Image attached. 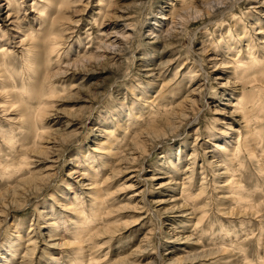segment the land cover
<instances>
[{
  "label": "rangeland",
  "instance_id": "1",
  "mask_svg": "<svg viewBox=\"0 0 264 264\" xmlns=\"http://www.w3.org/2000/svg\"><path fill=\"white\" fill-rule=\"evenodd\" d=\"M17 1L19 12L0 0V34L10 38L2 49L16 81L42 90L47 103L31 101L36 125L23 128L19 106L0 107V160L30 157L19 173L0 171V264L259 263L264 142L250 140L255 157L245 147L238 158L233 152L240 133L264 131V93L252 88L261 80L245 86L257 104L248 129L232 106L242 85L227 66L237 50L264 58V0H67L59 15L52 3L62 45L36 70L25 68L27 48L51 23L38 13L43 2ZM228 34L236 43L222 47ZM6 100L0 90V106ZM155 117L161 123L152 128ZM13 133L14 150L5 140ZM223 158L245 186L243 201L230 197L237 186L221 174ZM94 197L104 201L100 232L77 256V207L90 212Z\"/></svg>",
  "mask_w": 264,
  "mask_h": 264
},
{
  "label": "bare ground",
  "instance_id": "2",
  "mask_svg": "<svg viewBox=\"0 0 264 264\" xmlns=\"http://www.w3.org/2000/svg\"><path fill=\"white\" fill-rule=\"evenodd\" d=\"M66 1L67 0H39V2H43V4H42L41 8L39 9L38 13H39L41 19L44 21V23L47 24L49 22V23H51V25L48 26L49 28L47 29V32H46L47 34L43 36L45 38H41V37L36 35L35 42L32 41L33 43L28 46L27 55L30 58L26 59V67L25 68H27L29 70H36L39 66L43 65V64L40 65L39 61H41V60H47L48 61V59L52 58L55 53H57V54L59 53V51H60L59 47L62 45V43L60 42V38L62 37V32L58 29V26H57L60 22V19H59L60 17L58 15L61 12V10L63 9V7L66 5ZM35 2L38 3V0ZM8 3L10 6L16 5V8H17L16 10L19 12V8H18L19 4H18L17 0H9ZM52 3L53 4L55 3L57 5L58 15L53 14L52 7H51ZM69 3H71V2H69ZM67 4H68V2H67ZM183 4H184V1H182L181 5H183ZM186 9H187V7H186ZM33 31L34 30L30 31V33ZM259 31H261V30H259ZM19 32L21 33L20 29H19ZM229 33L231 34V32H229ZM230 34H228V36H224V39L228 40V43L223 45L222 47L228 48L230 42L232 43V45L236 43L233 41V39H232L233 36H230ZM27 38L28 37H26V39H23L22 43L27 42ZM9 40H10V38L9 37L7 38L6 30H2V34H0V53H1L0 54V88H1L0 90L4 94H8V97L10 100L4 101L3 106H0V107L3 109L2 111L5 112V111L9 110L7 108V106H9V105H10L9 108L19 106L17 109L20 110V112H21V118L22 119L20 121H22L21 127L23 128V126H27L26 124H28L30 122H33V124H35L34 123L35 121H33V117L38 112L35 111V113L32 114L31 112H29L30 110L28 111V108L31 106L30 105L31 101L33 99H39L38 103L35 106H39L41 104H46L47 102L45 103L42 100H40V99H43V97H45L46 93H44L42 90H41V92L40 91L30 92L27 90V88H28L27 83L23 84V82L19 83L18 81H16L17 76L15 75V70H13V68L11 69V66H10L11 64L9 63L10 57L8 55L10 53L6 52L2 49L4 47L3 43L5 41L7 42ZM210 45L213 46L212 44H210ZM247 47H248V45H247ZM213 48L215 49V47H213ZM231 50L233 51L234 48L231 47L230 51ZM237 51H238L237 56L236 57L233 56V58H231V63L228 64V66H227L228 68L231 69V71L228 74L229 75L228 77L235 79L236 80L235 82H238L239 84L242 85V96L240 98H238V100L235 103H233L232 106L234 107V110L236 111V113L242 114V119L245 122L246 127H248V129H249L252 125L251 124L252 118L249 115V108L251 106L255 107L257 104L255 101L256 97L252 96L251 93L249 94V91H247V89H245V86L247 83H252V82H256L258 80H261V85H255L254 84L255 86L252 88H257L255 95L259 96V95L264 93V58L263 57L260 58V56L256 54V52L253 48L250 50L247 48L245 50L248 53L247 55L241 54L240 50H237ZM6 57H9V58H6ZM50 62L51 61H49V63ZM49 63H47V64H49ZM45 70L47 71L46 67H45ZM28 72L29 73H27V76H28V74H30V71H28ZM22 75H26V72H24ZM34 75H35V73H34ZM24 79H25V76H24ZM27 79H28V77H27ZM229 81H230V79L228 80V82ZM43 87H41V88H43ZM6 91H7V93H6ZM44 91H46V90H44ZM49 93L50 94L56 93V91L54 90V88H50ZM233 94H234V92H232V95ZM22 107H25L26 111H24V110L22 111L21 110ZM258 108H260L259 110H262L260 105H258ZM35 109H37V108H35ZM39 109H40V111L44 110L42 107L41 108L38 107V110ZM167 110H168V108H167ZM156 113H159V112L157 111ZM152 115H153V113H152ZM253 115H254V113H253ZM158 118L155 117V118L151 119V121L148 124L151 125L152 128L159 127L160 126L159 124L161 123V118L160 119H158ZM30 128H32V127H30ZM29 129L25 130V132H24L25 136L32 135L33 131H32V129L31 130H29ZM36 131L38 132V128ZM224 133L228 134L227 131ZM225 139L226 138H224V141H225ZM5 140H6V143L8 145H10V148L12 150H14L16 148V143H17L16 134H14V133L10 134L9 139H5ZM222 140H223V138H222ZM250 140H251V142H252V140H254V142L256 144H259V145L263 144V142H264V131H263V129H261L259 127H258V129H257V127L256 128H250L248 130V132H246L245 139H243V134L240 133V135L237 139L238 144H237L235 151L233 152V156L236 158L240 157V155L242 154L243 148L245 147L247 149L249 155L251 157H255L256 152L254 150L256 147L254 146V144L251 145ZM225 143H228V142H225ZM22 146L27 147V144L24 143V144H22ZM217 147H218V149H220L221 152H224V153L228 152V148L225 144H219V145H217ZM105 149H107V148H105ZM105 149L103 150L102 153H106ZM108 153L112 154L111 150L108 151ZM22 156L23 157L19 161L11 160V161H4L3 162L0 160V171H1V173L4 175L12 176V174H15V172L18 171V173H19L23 169H25L26 166H28L30 163V160H29L30 157H28L26 153H23ZM234 157L232 159H234ZM98 160L92 159L91 163L92 162L97 163ZM228 161H230V162H228ZM228 161L226 159H224V162H226V168H224V171L221 174H223V175L229 174L230 178H229L228 183L231 186L230 188H233V186L235 187V185L237 186L235 188V190L231 189V196L230 197L232 198V200L235 199L238 201H243L246 199V197L243 194V188L245 186L241 185L239 183V180L236 178L237 170L233 167L231 159ZM260 164H262V163H260ZM218 165H220V164H218ZM240 165H242V163ZM92 167H95V165ZM175 168H176V170H178L177 164L175 165ZM189 169L190 168L188 167L187 171H189ZM262 170L263 169L261 168V171ZM263 174H264V172H263ZM19 179H23V177L19 178ZM187 191L188 190L184 187L183 195L188 194L187 198H191L192 194L187 192ZM98 199L99 198H97V197H94V199H92V200H94V203L91 205L92 208L90 209V212H88L87 209L82 204H80V206L77 207L79 220L77 221L76 228L78 227V229H80V232L79 231L75 232L76 239L73 240V242L71 243V245L73 247L72 251L77 256L83 255V252H84L83 244L85 242H94L93 240L96 238V236L99 235L100 230H99L98 225H99V222L102 218L101 213L103 212V207L101 205L104 204V201L103 200L99 201ZM249 209H250V207H249ZM204 218H205V216L202 214L199 217L197 224L199 225L204 220ZM87 229H89V230H87ZM83 232H85V233H83ZM56 235H59V234H56ZM94 244H95V242H94ZM33 253H34L33 250L27 251L26 256H30ZM83 260L84 259L80 260L79 264H82ZM88 263L89 264H99L98 262L93 261L91 259L88 261ZM245 264H254V263L252 260L246 259ZM257 264H264V257Z\"/></svg>",
  "mask_w": 264,
  "mask_h": 264
}]
</instances>
